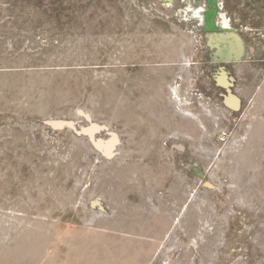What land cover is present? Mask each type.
I'll list each match as a JSON object with an SVG mask.
<instances>
[{"label": "rangeland", "instance_id": "1", "mask_svg": "<svg viewBox=\"0 0 264 264\" xmlns=\"http://www.w3.org/2000/svg\"><path fill=\"white\" fill-rule=\"evenodd\" d=\"M208 11L0 0V264H264V0Z\"/></svg>", "mask_w": 264, "mask_h": 264}, {"label": "flooded vegetation", "instance_id": "2", "mask_svg": "<svg viewBox=\"0 0 264 264\" xmlns=\"http://www.w3.org/2000/svg\"><path fill=\"white\" fill-rule=\"evenodd\" d=\"M171 1H173V0H171ZM187 1L191 2L193 5L200 3V4H202V6L209 8L208 12H209V14H211L210 18L213 19L216 16L215 15L216 12L221 10V7H222L225 0H178V2L185 3V4L187 3Z\"/></svg>", "mask_w": 264, "mask_h": 264}, {"label": "bare ground", "instance_id": "3", "mask_svg": "<svg viewBox=\"0 0 264 264\" xmlns=\"http://www.w3.org/2000/svg\"><path fill=\"white\" fill-rule=\"evenodd\" d=\"M227 23V20L226 18L223 17V24L225 26V24ZM225 75V74H224ZM223 74L220 76V81L223 83V84H227V81L225 79V76ZM230 84V83H229ZM224 86V85H223ZM173 94V93H172ZM229 98V101L233 104H236L237 103V99L233 96H230L228 97Z\"/></svg>", "mask_w": 264, "mask_h": 264}, {"label": "crops", "instance_id": "4", "mask_svg": "<svg viewBox=\"0 0 264 264\" xmlns=\"http://www.w3.org/2000/svg\"><path fill=\"white\" fill-rule=\"evenodd\" d=\"M218 19H220V21H219L220 24H221V25H224V24H223V17H222L221 15H219ZM225 26H227V23L225 24ZM235 98H236V97H235Z\"/></svg>", "mask_w": 264, "mask_h": 264}, {"label": "built area", "instance_id": "5", "mask_svg": "<svg viewBox=\"0 0 264 264\" xmlns=\"http://www.w3.org/2000/svg\"><path fill=\"white\" fill-rule=\"evenodd\" d=\"M190 33H191V34L193 33V35H194V32H193V31H191ZM194 36H196V34H195Z\"/></svg>", "mask_w": 264, "mask_h": 264}]
</instances>
